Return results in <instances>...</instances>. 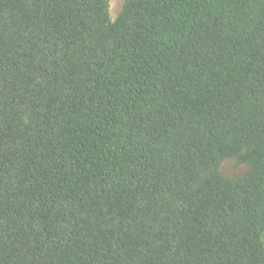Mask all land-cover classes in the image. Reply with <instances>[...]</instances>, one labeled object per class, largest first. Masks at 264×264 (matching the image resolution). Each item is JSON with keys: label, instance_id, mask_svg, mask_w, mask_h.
Returning a JSON list of instances; mask_svg holds the SVG:
<instances>
[{"label": "trees", "instance_id": "1", "mask_svg": "<svg viewBox=\"0 0 264 264\" xmlns=\"http://www.w3.org/2000/svg\"><path fill=\"white\" fill-rule=\"evenodd\" d=\"M108 7L0 0V264H264V0Z\"/></svg>", "mask_w": 264, "mask_h": 264}, {"label": "rangeland", "instance_id": "2", "mask_svg": "<svg viewBox=\"0 0 264 264\" xmlns=\"http://www.w3.org/2000/svg\"><path fill=\"white\" fill-rule=\"evenodd\" d=\"M127 0H109L108 15L110 22H114L122 13ZM249 170L247 164L238 161L235 157H229L222 161L220 171L230 178H243ZM264 240V235H263Z\"/></svg>", "mask_w": 264, "mask_h": 264}]
</instances>
